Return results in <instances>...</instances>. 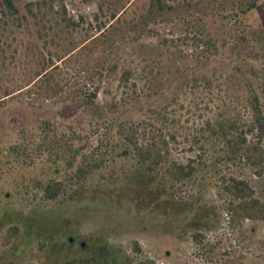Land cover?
Returning <instances> with one entry per match:
<instances>
[{
    "label": "rangeland",
    "instance_id": "obj_1",
    "mask_svg": "<svg viewBox=\"0 0 264 264\" xmlns=\"http://www.w3.org/2000/svg\"><path fill=\"white\" fill-rule=\"evenodd\" d=\"M179 2L151 19L149 0L0 6V264L75 260L101 240L129 264H264V137L248 139L259 163L219 158L251 89L264 114V0L245 15ZM215 122L222 140L202 147ZM148 145L160 163L140 190L128 176ZM172 164L192 173L163 187ZM44 218L69 244L27 240Z\"/></svg>",
    "mask_w": 264,
    "mask_h": 264
},
{
    "label": "trees",
    "instance_id": "obj_2",
    "mask_svg": "<svg viewBox=\"0 0 264 264\" xmlns=\"http://www.w3.org/2000/svg\"><path fill=\"white\" fill-rule=\"evenodd\" d=\"M238 2V13L241 15L247 14L249 11L255 9L258 4V0H237ZM175 4V5H173ZM0 6L4 7L6 10H10L12 13H16V9L13 7L12 0H0ZM179 0H149V14L148 18L163 16L165 14L171 13H180L183 9L181 8ZM112 18H115V15H112ZM125 75H128V72H125ZM94 97V96H93ZM247 107L249 111V119L244 123L243 128L235 127L229 124L228 127H232L236 132V141L233 143V146L228 148L226 153H223L221 157H225V155H237L240 152L242 156H245L247 161H251V152L256 153L257 148L255 146L249 145V137H255L258 140L264 137V114L261 111L259 99L257 94L251 89L248 94L247 99ZM212 127L210 129L211 133L207 138L199 139L198 143H201L202 147H205L208 143V139H210L211 148H214L215 145L218 144V141L223 137L225 124L224 123H211ZM222 140V139H221ZM151 145L141 146L138 148V155L140 157V163L135 169L129 174L128 178L130 183L137 184V187H140V190L148 187L154 180V169L160 163L159 154L156 153L155 156L152 154L153 149ZM200 147V146H199ZM257 154L253 155L256 163H259L262 160V152L261 150H257ZM249 153V154H248ZM255 163V162H253ZM252 163V164H253ZM215 167L216 164H211ZM172 167V168H171ZM165 178L162 179L163 187L167 186L175 175H181L182 177H190V172H185V166L181 164H172L171 166H167ZM195 171V170H194ZM171 175H174L173 177ZM234 184V188L238 189L239 185L246 187L244 182L235 181L234 179L230 180ZM134 185V184H133ZM46 197L48 199H54L58 193L56 185H48L46 187ZM159 196V194L157 195ZM250 217V216H248ZM47 220L41 219L38 222H35V225H31L29 229H27L24 233V236L27 237L28 241H31L34 238H37L38 249L43 250L44 246L47 244H51V247H55V245L69 244V240L66 238V235L61 231H54L52 229ZM27 228V227H26ZM18 227H12L15 233H19ZM66 243V244H65ZM88 246V245H87ZM80 249V255L78 259L66 261V259H59V256H52L51 250V258L55 257L59 260H55L56 264H129L125 253L118 246H112L104 241H98L95 247H87ZM49 255V257H50ZM53 262V261H52Z\"/></svg>",
    "mask_w": 264,
    "mask_h": 264
},
{
    "label": "flooded vegetation",
    "instance_id": "obj_3",
    "mask_svg": "<svg viewBox=\"0 0 264 264\" xmlns=\"http://www.w3.org/2000/svg\"><path fill=\"white\" fill-rule=\"evenodd\" d=\"M70 241H71V240H70ZM80 247L83 248V247H84V243H83V245H82V242H81V243H80Z\"/></svg>",
    "mask_w": 264,
    "mask_h": 264
},
{
    "label": "water",
    "instance_id": "obj_4",
    "mask_svg": "<svg viewBox=\"0 0 264 264\" xmlns=\"http://www.w3.org/2000/svg\"><path fill=\"white\" fill-rule=\"evenodd\" d=\"M82 245H83V243H82Z\"/></svg>",
    "mask_w": 264,
    "mask_h": 264
}]
</instances>
